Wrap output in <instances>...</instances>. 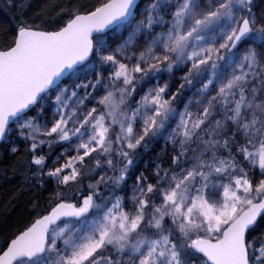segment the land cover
I'll use <instances>...</instances> for the list:
<instances>
[{
    "label": "snow or ice",
    "instance_id": "obj_1",
    "mask_svg": "<svg viewBox=\"0 0 264 264\" xmlns=\"http://www.w3.org/2000/svg\"><path fill=\"white\" fill-rule=\"evenodd\" d=\"M30 8L0 4L30 193L0 200V264H264V0Z\"/></svg>",
    "mask_w": 264,
    "mask_h": 264
},
{
    "label": "trees",
    "instance_id": "obj_2",
    "mask_svg": "<svg viewBox=\"0 0 264 264\" xmlns=\"http://www.w3.org/2000/svg\"><path fill=\"white\" fill-rule=\"evenodd\" d=\"M3 0H0V4ZM48 3V0H31V8L29 12H38ZM10 18L5 13L0 12V23L8 24ZM0 149V152H3ZM6 172L7 178L0 175V200L6 199L10 195H18L21 202L26 203L30 197V193L27 191L26 186L21 182V178L15 171V161L8 155L4 154L0 158V173Z\"/></svg>",
    "mask_w": 264,
    "mask_h": 264
}]
</instances>
